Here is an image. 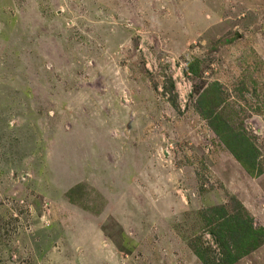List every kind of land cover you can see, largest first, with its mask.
Wrapping results in <instances>:
<instances>
[{
    "label": "rangeland",
    "instance_id": "1",
    "mask_svg": "<svg viewBox=\"0 0 264 264\" xmlns=\"http://www.w3.org/2000/svg\"><path fill=\"white\" fill-rule=\"evenodd\" d=\"M226 215L264 230V0H0V264H226Z\"/></svg>",
    "mask_w": 264,
    "mask_h": 264
},
{
    "label": "trees",
    "instance_id": "2",
    "mask_svg": "<svg viewBox=\"0 0 264 264\" xmlns=\"http://www.w3.org/2000/svg\"><path fill=\"white\" fill-rule=\"evenodd\" d=\"M194 73H198L196 69H192ZM214 88V87H213ZM213 94L212 90H209L207 94H204L199 102V107L202 115L206 119L210 120V125L215 129L218 135H221V139L229 146L232 150L234 157L239 163L244 166L248 171L256 170V162L259 159L258 152L255 146L251 143V140L242 131L232 133L231 129L225 126L222 121V117L216 114L217 109H213L212 102L210 101V95ZM214 107L218 108L217 105ZM252 173V172H251ZM260 173V171H259ZM213 215L216 213H225V208H212L210 209ZM222 225L221 230H226L227 234H231L234 237L231 242L234 246L223 245L225 248V263L234 264L239 259L249 255L254 250H257L260 245L259 237L264 236V230H254L252 223L243 221L238 217H227V215L221 218ZM228 237V236H227ZM197 257L204 260V258L197 252Z\"/></svg>",
    "mask_w": 264,
    "mask_h": 264
}]
</instances>
